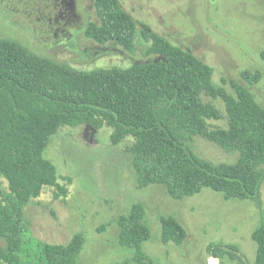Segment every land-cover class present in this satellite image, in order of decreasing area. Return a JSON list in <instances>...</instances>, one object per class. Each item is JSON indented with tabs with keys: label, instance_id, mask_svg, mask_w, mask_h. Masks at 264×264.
<instances>
[{
	"label": "trees",
	"instance_id": "obj_1",
	"mask_svg": "<svg viewBox=\"0 0 264 264\" xmlns=\"http://www.w3.org/2000/svg\"><path fill=\"white\" fill-rule=\"evenodd\" d=\"M97 21L84 35L98 43L116 42L132 52L139 28L149 43L150 57L129 67L81 70L37 54L14 39L0 37V264H75L85 238L76 232L65 244L27 235L23 211L45 186L67 196L71 178L59 175L44 156L50 137L63 125L110 127L117 144L133 139L132 166L140 187L161 184L174 199L203 188L226 199L260 203L264 182V107L248 86L236 80L234 93L212 80L213 68L186 47L172 44L144 22L137 21L119 0H93ZM264 61V48L260 51ZM241 78L254 85L259 70H243ZM203 96L222 100L226 127L211 128L208 120L222 118ZM205 137L227 152L233 162H212L197 155L190 142ZM141 202L117 217L118 243L134 251V264H148L143 243L150 236ZM162 243L181 244L186 230L173 216H161ZM256 244L252 264H264V221L251 233ZM233 244L210 242L208 256H224L243 264Z\"/></svg>",
	"mask_w": 264,
	"mask_h": 264
},
{
	"label": "rangeland",
	"instance_id": "obj_2",
	"mask_svg": "<svg viewBox=\"0 0 264 264\" xmlns=\"http://www.w3.org/2000/svg\"><path fill=\"white\" fill-rule=\"evenodd\" d=\"M137 21L172 44L190 48L213 68L212 80L233 94L231 80L245 84L264 107V0H119ZM90 21H97L93 0H0V37L14 39L33 52L66 62L81 70L129 67L150 57L149 43L134 36L132 52L116 42L98 43L84 35ZM259 70L261 79L248 85L243 70ZM220 110L222 118L208 120L211 128L226 127L224 104L203 96ZM112 129L88 125H63L50 140L44 156L59 175L71 178L67 196L45 186L27 201L23 215L27 235L48 243L65 244L76 232L85 242L75 264H134V251L118 243L119 215L131 205H144L150 236L142 249L148 264H219L208 256V243L233 244L243 264H252L256 244L252 231L264 221V182L260 203L226 199L203 188L199 193L174 199L161 184L140 187L132 166L133 139L114 144ZM192 150L212 162H233L227 152L202 136L190 142ZM161 216H173L186 230L181 244L162 243ZM0 245L5 241L0 237ZM223 264H240L227 256Z\"/></svg>",
	"mask_w": 264,
	"mask_h": 264
},
{
	"label": "water",
	"instance_id": "obj_3",
	"mask_svg": "<svg viewBox=\"0 0 264 264\" xmlns=\"http://www.w3.org/2000/svg\"><path fill=\"white\" fill-rule=\"evenodd\" d=\"M214 259H216V258H214Z\"/></svg>",
	"mask_w": 264,
	"mask_h": 264
}]
</instances>
